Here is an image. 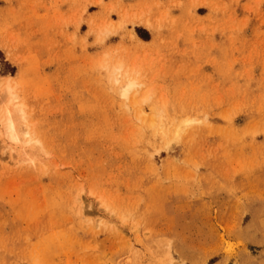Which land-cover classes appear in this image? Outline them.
I'll return each instance as SVG.
<instances>
[{"label": "rangeland", "instance_id": "rangeland-1", "mask_svg": "<svg viewBox=\"0 0 264 264\" xmlns=\"http://www.w3.org/2000/svg\"><path fill=\"white\" fill-rule=\"evenodd\" d=\"M13 96L0 264H264V0H0Z\"/></svg>", "mask_w": 264, "mask_h": 264}, {"label": "bare ground", "instance_id": "bare-ground-1", "mask_svg": "<svg viewBox=\"0 0 264 264\" xmlns=\"http://www.w3.org/2000/svg\"><path fill=\"white\" fill-rule=\"evenodd\" d=\"M119 79H116L118 81ZM130 88H127L126 91H128ZM11 87H7L6 91L11 94ZM16 97L13 96L10 100L11 102L6 105L3 114L0 115V120L3 121L6 134L9 137V139L13 142H28L34 141L31 138L30 135V127L29 124L26 122L22 107L18 106L17 103H14L13 100ZM16 106V107H15ZM1 128V127H0ZM2 131V130H1ZM0 131V133H1ZM29 137V138H26Z\"/></svg>", "mask_w": 264, "mask_h": 264}]
</instances>
